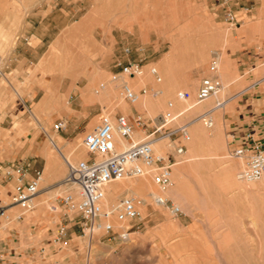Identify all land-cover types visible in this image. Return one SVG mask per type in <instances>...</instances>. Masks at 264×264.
<instances>
[{
    "label": "rangeland",
    "instance_id": "rangeland-1",
    "mask_svg": "<svg viewBox=\"0 0 264 264\" xmlns=\"http://www.w3.org/2000/svg\"><path fill=\"white\" fill-rule=\"evenodd\" d=\"M62 1L0 0V163L7 156L11 161L15 152L18 154L27 148L31 138L39 135L44 142L42 155L60 162L58 174L53 175L49 167L44 172L42 187L47 188L66 174V165L56 155L48 136L55 139L64 154L75 150L78 158L73 164L85 160L88 155L81 146L82 137L97 125L101 115L121 112L122 105L129 108L125 113L128 116L140 113L152 119L172 103V114L179 115L172 126H186L190 133L188 124L197 115L192 114V109L185 111L184 108L196 105L194 96L200 82L211 75L208 65L212 52L220 55L217 77L222 88L217 97L226 104L223 110L213 113L211 129L205 128L202 118L197 123L208 138L203 157L186 162L192 153L188 142L184 143L186 153L175 167L184 169L174 170L173 185L181 181L187 200L177 204L169 198L182 211L178 218L157 207L148 196L145 209L138 202L141 218L131 223L128 241H108L105 234L95 232L97 241L92 242L91 257L87 261L88 236L76 232L66 237L60 250L48 251L46 262L161 264V259L171 260L165 242L173 239V244L184 242L188 247L198 243L204 251L206 246L202 243L206 240L215 254L211 264H264V180H240L241 164L231 156L234 147L247 134L264 141V22L255 12L248 13L244 21L238 19L235 8L241 0L231 5L237 19L234 27L223 22L222 0ZM246 3L250 10L261 2L247 0ZM43 4L70 10V24L54 36V41L32 63L22 61L16 67L11 56L24 23ZM29 42L23 43L24 50L29 45H38L36 39ZM172 48L175 53L170 59ZM24 53L28 56V52ZM80 55L83 64L76 70L74 59L78 60ZM127 61L144 66V75L137 81L140 84L136 90L145 88L146 94L140 97L141 105L135 107L117 97L114 75L119 69L116 64ZM150 68L156 69L160 82L150 76ZM51 80L55 82L54 98L59 101L43 104ZM102 87L108 95H104ZM180 91H188L191 99L179 101ZM208 100L215 103V97ZM34 118L42 128L34 124ZM57 120L67 123L59 134L51 129ZM230 166L233 169L227 175L223 169ZM223 175L227 176L225 180ZM148 181L155 192L151 179ZM3 192L6 197L2 196ZM47 192L19 220L7 223L0 219V245L23 253L29 247H38L47 238L48 231H54L59 219L49 215L47 209L55 204L63 189L56 186ZM0 194V207L11 203V184L0 180ZM136 199L139 201V197ZM21 212L17 207L13 213H6L18 217ZM112 224L117 227L113 220ZM172 225L178 228L177 232L167 228ZM20 261L42 264L37 256L31 260L23 257Z\"/></svg>",
    "mask_w": 264,
    "mask_h": 264
},
{
    "label": "built area",
    "instance_id": "built-area-1",
    "mask_svg": "<svg viewBox=\"0 0 264 264\" xmlns=\"http://www.w3.org/2000/svg\"><path fill=\"white\" fill-rule=\"evenodd\" d=\"M235 0H222L223 22L228 27L237 25L236 14L231 9ZM219 53L212 52L208 65L211 73L201 80L194 96L196 104L215 97L222 85L217 77L220 58ZM2 60H0V64ZM118 73L114 75L117 82V97L120 101L133 106L139 98L146 94V89H134L132 81L144 75V66L139 62H118ZM156 82H160L155 68L148 70ZM1 73V72H0ZM179 101H189L191 94L180 91ZM220 104L217 103L216 107ZM172 103L167 104L165 112L152 119L140 113L128 116L121 112L113 115H101L97 125L81 139V146L88 158L71 164L66 161L65 176L54 185L42 187L44 177L42 171H36L27 178L22 167L16 163H0V180L11 184L12 204L20 208L21 216L35 208V202L49 189L59 187L63 194L57 196L48 206V213L59 219L54 231L49 230L47 238L38 247H29L25 259L31 260L37 256L42 264H48V251L60 250L66 243L70 228H76L82 236H92L102 232L108 241L126 242L130 235L131 223L141 218L137 208L138 200L134 196L123 197L115 204H105V187L112 182L134 180L149 177L158 191L164 193L173 185L174 167L183 161L186 153L184 141L188 139L186 126H172L177 116L173 115ZM66 121H55L51 129L59 134L66 129ZM205 128L211 129L213 121L210 117L203 120ZM118 142L124 147H120ZM161 143L166 151L158 152L154 145ZM231 156L240 160L241 170L239 179L245 182L264 180V141L255 139L251 134L245 135L239 145L234 147ZM153 203L175 218L182 211L180 207L168 198L156 195ZM0 207V219L9 223L10 216L7 208ZM112 220L117 224L114 227ZM55 222V221H53ZM0 245V264H27L21 260V253L13 250L9 258L2 257L3 248ZM52 264V263H50Z\"/></svg>",
    "mask_w": 264,
    "mask_h": 264
},
{
    "label": "bare ground",
    "instance_id": "bare-ground-1",
    "mask_svg": "<svg viewBox=\"0 0 264 264\" xmlns=\"http://www.w3.org/2000/svg\"><path fill=\"white\" fill-rule=\"evenodd\" d=\"M55 48V47H54ZM69 49V48H68ZM179 50V49H178ZM54 51V50H53ZM66 52V51H65ZM72 52V51H70ZM174 53H175V48H172L170 54H169V57L170 59L173 58L174 56ZM69 54V53H68ZM219 55V54H218ZM67 57V56H66ZM79 59L77 60V57H76V60L74 59V66H75V69H79L81 68L82 66V62H83V56L80 55V57H78ZM219 58H220V55H219ZM166 62V60H165ZM44 63H46L49 67H50V64L47 63V61H44ZM1 68V67H0ZM139 79H135L132 81V85L134 87V89H136V87H138V85L140 84L139 82H137ZM54 80H51V83L47 86V92H46V95L45 97L43 98L44 99V102L43 104H52V103H55V99H56V102L59 101V98H54L55 96V92L53 91L52 87L54 85ZM142 83V82H141ZM103 88V87H102ZM106 88L104 87L103 88V92H104V95L106 96V94L108 95V92L107 90H105ZM112 90V87L109 88V91ZM166 93V92H165ZM160 95V94H159ZM161 98V97H160ZM206 101V102H205ZM202 102V104L198 105H191V106H187L185 107V111H189L192 109V114L194 115H197V117L194 119V121L190 122L188 125V127H190V135H188V139L185 142H188V149L190 150V152L192 153L190 155V157H188L186 159V162H193V161H197L200 159V157H203L204 155L202 154V150L204 149L203 146L207 145L208 144V138L207 136L204 134V131L201 130V128L199 127V124L198 121L200 120V118H202L204 120L205 117H210V119L213 121V113H216L217 111H220V110H223L224 109V106L226 104V101L225 100H222V101H219L218 97L215 96V103H213L212 101H209L208 99L205 100ZM141 99L139 98L138 102H136L133 106H138V105H141ZM182 103V102H181ZM185 103V102H184ZM217 103L220 104L219 107H216ZM187 105V103H186ZM160 106V105H159ZM196 106V107H195ZM138 108V107H137ZM107 109V108H106ZM129 108H127L126 106L122 105L120 106V110L123 114L127 113V111ZM139 109V108H138ZM112 113V112H111ZM173 115L175 116H179L177 114H175V112L173 113ZM181 115V114H180ZM217 116V115H216ZM34 124L39 127V128H42L41 127V124L40 122L38 121V119L34 118ZM215 135V134H214ZM211 137V136H210ZM55 139L52 138V137H49L48 136V141L49 143L52 145V148L54 149L56 155L62 159L66 165V161H68L69 163L73 164L74 160L78 158V156H76L77 154H75V150H69L68 154L69 155H66L64 154V152L55 144ZM214 140V139H213ZM215 142V141H214ZM118 144L120 145V147H124V145L120 142H118ZM154 149L158 152H165L166 151V148L164 147V145H162L161 143H158L156 145H154ZM74 153V155H73ZM216 160V159H215ZM238 160V159H237ZM47 161H48V167L49 169L52 171L53 175H55L56 173L58 174V164L60 162H58V160H51L50 157L47 158ZM239 161V164H241L240 160ZM215 164V163H214ZM210 165V164H209ZM219 165V164H218ZM200 166V165H199ZM215 166V165H214ZM177 167V166H175ZM174 167V170H182L184 168H175ZM204 167V166H203ZM218 167V166H217ZM223 167V166H222ZM232 167H226L223 169V172L226 173L227 175H230L231 172H232ZM174 170H173V173H174ZM206 171V170H205ZM236 171V170H235ZM49 172V171H48ZM216 174V173H215ZM233 175V174H232ZM224 177V180H225V177H227L226 175H223ZM234 176V175H233ZM232 176V177H233ZM237 176V175H236ZM221 177V176H220ZM231 177V178H232ZM177 178V177H176ZM219 178V177H218ZM222 178V177H221ZM229 178V176H228ZM231 178L229 179L231 183H235L236 184V187L238 186L236 182H234L235 180H231ZM179 179H182V177H180ZM235 179V178H234ZM149 177H142L140 179H134V180H121V181H116V182H112L110 183L109 185H107L104 189L105 191V204H108V205H112V204H115L114 202L116 200H120L122 196L124 197H129V196H135V197H139V204L142 205L145 209L146 207V204L148 202V196L151 197V199L154 198V196L156 195H159V196H163L165 198H171L173 200L176 201L177 204H180L179 201H181L182 199H186V196L185 194L183 193L182 189H181V186H180V182L177 183V185L175 186V184L167 191H165L164 193H161L160 191H158L156 189V187L154 186L155 191L152 190V186L150 185L149 183ZM223 180V179H222ZM216 181V180H215ZM263 181V180H261ZM217 182V181H216ZM183 183V182H182ZM219 183V182H218ZM221 183V182H220ZM223 184V183H222ZM234 184V185H235ZM239 184V183H238ZM227 185V183H226ZM224 185V186H226ZM221 186V185H219ZM223 186V185H222ZM223 186V187H224ZM231 187V186H229ZM220 189V188H219ZM227 189V188H226ZM232 189V187H231ZM230 190V189H229ZM224 191H226L224 189ZM228 191V190H227ZM242 191V190H241ZM229 192V191H228ZM50 194V196H52V192L49 191L47 192ZM224 193V192H223ZM6 194V193H5ZM2 194V196L6 197V195ZM1 195V194H0ZM55 195V193H54ZM53 195V196H54ZM13 196V195H12ZM48 195V198L50 197ZM8 197V196H7ZM47 198V200H48ZM40 199V200H39ZM44 200V199H42ZM40 202L41 201V197L38 198L36 200V202ZM38 204V203H37ZM4 207H6L9 211V212H14V210L17 208L16 205H13L12 202L11 203H5ZM44 210V208H43ZM205 213V212H204ZM213 215V214H212ZM10 216L12 217V214L10 213ZM14 217H12V219L10 218L9 221L11 222V220H16L17 216L16 215H13ZM163 219V218H162ZM9 222V223H10ZM5 224V223H4ZM168 225V223H167ZM177 225V224H176ZM195 225V224H194ZM218 225V224H217ZM6 226V225H5ZM173 226V225H172ZM196 226V225H195ZM194 226V227H195ZM193 227V228H194ZM2 227H0L1 229ZM167 228H171L172 231L174 232H177L176 229H178L176 226L174 227H168ZM189 228V227H188ZM198 230H199V227H196ZM6 229V228H5ZM191 231V230H190ZM196 231V230H195ZM213 231V230H212ZM215 231V230H214ZM189 232V231H188ZM192 235V234H191ZM130 236V235H129ZM128 236V240H129V237ZM200 236V235H199ZM94 234L92 236H88V257H87V261L90 259L89 256L91 255L90 254V251H92V242L93 241H97L96 238H94ZM167 238V237H166ZM127 240V241H128ZM189 240V239H188ZM173 239H169L165 242V246H166V249L169 250L168 252H170V258L171 260H164V259H161L160 260V263L161 264H211V262L214 261L215 259V254L213 253V249L208 245V243L206 244V240L203 241V246L205 245L206 246V249L204 251V249L202 250L198 245H192V246H186L184 242H181V244H173ZM167 243V244H166ZM164 244V243H163ZM201 244V242H200ZM164 246V247H165ZM202 246V245H201ZM202 246V247H203ZM207 251V253H206ZM90 254V255H89ZM91 257V256H90ZM87 263V262H86Z\"/></svg>",
    "mask_w": 264,
    "mask_h": 264
},
{
    "label": "crops",
    "instance_id": "crops-1",
    "mask_svg": "<svg viewBox=\"0 0 264 264\" xmlns=\"http://www.w3.org/2000/svg\"><path fill=\"white\" fill-rule=\"evenodd\" d=\"M59 1V0H57ZM62 1V0H61ZM247 0H241L235 8V13L237 18H241V21H244V18L247 17L248 13L255 12L257 18L264 22V3L263 0H255L256 2L260 1L263 4L255 5L254 8H248ZM63 2V1H62ZM70 24V10L66 8H55V6H49L43 4L39 9L36 10L33 15L27 17L24 27L22 28L20 38L18 39L15 49L12 53V63L16 67L22 62L26 61L27 63H32L38 56V53L44 51L46 46L50 45L54 41V36L60 31L64 30ZM36 39V47H31L29 41ZM27 41L29 47H23V43ZM27 49V50H26ZM24 52H28V56ZM243 59V58H242ZM243 128V127H242ZM32 142L28 144L27 148L21 150L18 154L15 152V156L9 160L8 156L6 159L2 160L1 163H16L22 167L26 173L27 178L33 176L36 171H42L43 176L44 172L48 169V161L44 157L42 152L43 141L39 135L31 138ZM41 148V149H40ZM58 181H54L48 186L54 185ZM78 230L76 228H70L68 231V237H71L72 234H76ZM16 252L14 249L3 248L2 257L9 258L12 254L11 251ZM18 253V252H16ZM26 255L24 252L21 255L23 258Z\"/></svg>",
    "mask_w": 264,
    "mask_h": 264
}]
</instances>
